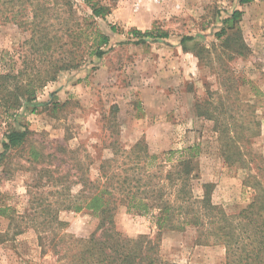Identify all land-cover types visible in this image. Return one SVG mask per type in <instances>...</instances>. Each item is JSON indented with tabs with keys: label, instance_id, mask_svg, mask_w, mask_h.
Returning a JSON list of instances; mask_svg holds the SVG:
<instances>
[{
	"label": "rangeland",
	"instance_id": "1",
	"mask_svg": "<svg viewBox=\"0 0 264 264\" xmlns=\"http://www.w3.org/2000/svg\"><path fill=\"white\" fill-rule=\"evenodd\" d=\"M74 1L80 15H92L81 0ZM100 2L111 9L106 19H96L111 39L103 58L91 57L78 69L58 72L35 102L25 104L15 119L0 126V153L6 131L30 132L25 149L12 151L0 166V204L21 214L29 207V186L38 182L40 167L29 162L32 147L44 154L43 167L51 162L65 173L78 169L81 161L96 180L102 164L120 171L140 142L158 157L156 164L193 158L201 174L198 186L215 184L214 202L229 214L239 213L254 201L255 182L264 185V0L246 5L240 0ZM237 10L243 13L238 25L219 38L224 19ZM31 16L30 6L0 0V74L54 70L52 66H59L66 54L71 58L64 50H75L73 40L63 37L57 20L52 47L40 54L35 51L30 25H20ZM133 30L168 37L145 36L142 43ZM184 37L194 40L183 45ZM65 43L71 48L63 50ZM230 140L234 148L228 152L224 143ZM64 150L69 152L66 156ZM116 154L118 162H110ZM52 190L46 186L33 193ZM78 191L79 185L74 186L73 193ZM58 216L66 226L46 248L30 222L20 223L18 233L16 224L0 216V234L5 235L0 264H66L53 250L60 236L65 234L72 242L88 238L98 220L88 211H61ZM115 223L127 236L160 238L161 254L172 261L226 264L224 246H196L193 229L160 232L151 215L125 208L117 212Z\"/></svg>",
	"mask_w": 264,
	"mask_h": 264
},
{
	"label": "trees",
	"instance_id": "2",
	"mask_svg": "<svg viewBox=\"0 0 264 264\" xmlns=\"http://www.w3.org/2000/svg\"><path fill=\"white\" fill-rule=\"evenodd\" d=\"M81 1L91 9L92 15H80L74 0H17L22 6L32 8L31 18L20 25H30L31 41L36 45L34 49L37 53L52 47L56 38L51 36L54 20L61 24L63 37L72 38L75 50H64L71 45H61L71 58L66 54L59 66H52L56 68L54 70L42 72L37 68L32 72L26 69L18 74L12 71L0 74V126L15 119L25 104L35 102L46 84L56 80L58 72L78 69L88 58L101 59L106 54L105 48L110 45L111 39L100 30L96 19H106L111 9L103 6L100 0ZM253 1L240 0V4ZM242 16L243 13L237 10L224 19V27L218 37H226L228 30L234 29ZM111 30L117 32L115 26H111ZM131 34L140 38L142 43L145 36L153 37L152 33L138 30H133ZM154 37L167 38L168 34ZM193 40V37H184L182 44ZM83 43L85 46L81 51ZM29 135V130L6 131L0 166L9 160L12 151L25 149ZM240 138L237 136L238 140ZM225 142L226 151L233 150V141ZM68 153L67 150L63 152L65 156ZM115 157L110 162H118L117 154ZM225 157L229 160V153ZM157 159L139 142L127 154L120 171L108 170L110 166L102 164L100 177L91 180L88 169L81 161L78 162V169L71 167L65 173H59V167H51V162L43 167L44 154L32 147L29 162L40 167L38 182L29 186L32 195L29 207L21 214L12 207L0 204V216L16 224L18 233L22 231L20 223L30 222L46 248L47 242L53 243L60 229L66 226L59 219L61 211H88L93 214L98 226L88 238H77L72 242L64 234L53 247L62 254L66 264H184L161 254L160 238L151 239L146 235L130 237L120 232L115 216L121 208L144 216L151 215L160 232L195 230L196 246H224L226 264H264V185L261 182L254 184V201L239 213L229 214L214 202L215 184L203 182L198 186L201 174L193 158L184 157L175 163L167 159L156 164ZM72 170L76 171L73 173ZM77 185L79 191L73 193V187ZM46 186L53 189L49 194L33 193L35 188L45 189ZM49 195L54 198L50 199ZM4 236L0 234V241Z\"/></svg>",
	"mask_w": 264,
	"mask_h": 264
}]
</instances>
